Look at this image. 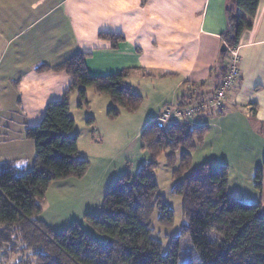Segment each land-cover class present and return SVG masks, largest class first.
I'll use <instances>...</instances> for the list:
<instances>
[{
  "label": "crops",
  "instance_id": "1",
  "mask_svg": "<svg viewBox=\"0 0 264 264\" xmlns=\"http://www.w3.org/2000/svg\"><path fill=\"white\" fill-rule=\"evenodd\" d=\"M231 4L229 0H0V112L6 102L13 103L8 115L0 114V166L12 161L18 165L22 159H30L33 166L35 143L25 136V128L34 124L21 123L23 130L13 137L9 119L20 109L19 115L32 113L41 120L47 103L60 99L72 80L66 72L46 67L83 51L91 54L86 60L91 75L130 69L125 83L133 89L132 81H138L140 92L135 93L143 98L142 104L152 101L143 118L135 115L139 109H122L111 125L117 129L114 126L121 123L128 131L131 120L137 119L135 136L125 144L126 154L118 161L126 172L135 174L141 167L136 152L145 150L140 140L144 127L167 104L194 102L210 95L220 83L225 72L221 47L228 28L226 9ZM60 10L57 17H51ZM238 14L245 15L242 10ZM238 47L242 58L239 83L220 113L199 116L197 126L207 127L208 132L192 151L193 167L206 162L228 166L231 196L235 180L251 183L257 168L264 167V0L259 1L252 27L243 32ZM177 89H183L182 95L175 94ZM25 147L29 154H24ZM132 157L135 161L130 167ZM110 158L106 154L97 160L88 158L90 166L84 176L56 180L46 194L56 187L60 195L67 190L69 198L72 189L97 186L100 190L102 184H111L118 177L113 178ZM106 190L103 186V198ZM102 201L97 207L98 200L87 198L82 216L90 209L98 214ZM184 238L188 250L192 244L188 236Z\"/></svg>",
  "mask_w": 264,
  "mask_h": 264
},
{
  "label": "trees",
  "instance_id": "2",
  "mask_svg": "<svg viewBox=\"0 0 264 264\" xmlns=\"http://www.w3.org/2000/svg\"><path fill=\"white\" fill-rule=\"evenodd\" d=\"M259 1L229 0L228 28L223 34L226 46L239 45L243 32L252 27ZM90 55L80 51L46 67L66 72L72 80L60 99L47 103L40 122L25 128V136L35 143L33 166L22 174L16 162L0 166V264H9L11 256L17 260L10 264H264L261 203L231 196L227 165L214 167L206 162L192 166V151L208 132L205 126L160 128L151 121L144 127L140 140L150 159L135 174L128 170L118 177L107 190L101 211L85 216L99 233L108 236L105 243L97 241L79 222L56 231L38 217L52 182L81 178L90 166L79 150L80 135L70 111L72 93L78 91L80 106L88 104L87 87L109 95L114 102L108 109L110 118H117L122 109L135 112L143 102L125 83L130 69L93 76L86 65ZM223 56L224 64L226 53ZM94 120L91 116L88 119ZM164 153L173 169V192L183 198L186 218L180 234L169 238L166 249L151 221L158 209L161 225L174 223V210L162 200L155 175ZM263 172L262 168L256 170L259 188ZM186 236L192 246L181 251Z\"/></svg>",
  "mask_w": 264,
  "mask_h": 264
},
{
  "label": "rangeland",
  "instance_id": "3",
  "mask_svg": "<svg viewBox=\"0 0 264 264\" xmlns=\"http://www.w3.org/2000/svg\"><path fill=\"white\" fill-rule=\"evenodd\" d=\"M61 13V10L55 14H53L51 17H57ZM136 81V80H135ZM170 81V80H167ZM134 92L138 91V81L134 82L132 81ZM173 90V89H172ZM140 92V91H138ZM183 89L180 91L177 89L176 93L178 95H182ZM151 97H154L155 93L150 92L148 93ZM87 98H88V104L84 103L82 106L79 105L81 102L80 95L78 91L72 93L70 97V111L75 119V130L79 133V142H80V152L81 154H85L82 156L86 159L92 158V160H97L100 155L106 154L113 158L114 161V172H113V178H117L119 176H122L126 169L125 167L121 166L118 161L119 158L122 159V157L126 154V146L125 144L128 143L134 136L137 131L135 130V125L137 123V119L131 120V126L129 130L127 131V128L123 127L121 123L115 125L117 129L113 128L112 123H114V119L116 118H110L108 116V109L114 105V102L110 100L111 98L107 94H96L93 87H87ZM60 96V95H58ZM57 96V97H58ZM52 98H56L55 96H52ZM59 99V98H57ZM55 100V99H54ZM105 101H108L106 103ZM145 103V102H144ZM142 104L140 106L138 112H136V116L141 115L140 117L143 118V115L146 114L145 110H149L152 104V101L146 102V104ZM109 105V107H107ZM171 104V103H170ZM17 109L19 107V102L15 103ZM13 107V103L6 102L4 109L1 110L0 114L6 116L9 114V109ZM19 112L15 114L14 117L10 118L9 128H11V134L10 136H17L19 135V131L23 130L22 124L23 122H29V123H38L39 121L36 120V118L33 116L32 113H28V117H25V115H19ZM138 113V114H137ZM134 115V114H131ZM91 117H94V121L89 122L88 119ZM125 117H128V114H124L122 117V121L125 122ZM118 118V117H117ZM130 119L126 121V123H129ZM123 128L124 131L121 133L118 132V129ZM117 130V131H116ZM100 137V138H99ZM125 141V142H124ZM140 141V140H139ZM139 145L137 144V146ZM142 149V148H140ZM182 150V149H181ZM180 150V151H181ZM179 151V152H180ZM205 151V148L203 147L198 153L199 155H202V152ZM167 152V150H166ZM30 149L29 147H25L24 154H29ZM140 157V166L147 160L150 159L149 152L145 149L142 153L141 150L136 152ZM180 155V153H178ZM132 156V154H131ZM198 157V156H197ZM110 158V159H112ZM264 159V157H263ZM130 160V159H129ZM201 160L198 158V162ZM22 163L20 162L18 164V173L22 174L26 172L29 168H31L32 163L30 159H22ZM131 161V160H130ZM134 158L132 157V162L130 163V167L134 165ZM202 164V163H200ZM263 164V162L261 163ZM137 165V164H136ZM200 166V165H199ZM137 167H135L136 169ZM140 168V167H139ZM264 171V167H261ZM134 169V170H135ZM172 168L167 164L166 160V153L160 156L158 159V167L156 169L155 175L156 180L158 183V192L162 197V200H164L173 210H174V223L172 226H163L159 223V210L156 209L151 221H152V227L155 228V235L156 237L161 240L164 244L165 249L168 246L169 238L175 235L180 234L181 226L185 223L186 218L184 217L183 212V198L180 195H177L173 192V186L175 184V179L172 175ZM110 176H108L107 180L109 181ZM112 179V181L114 180ZM113 182H111L112 184ZM258 180L255 175L254 181L251 183L243 182V184L237 180H235V184L232 183L231 190L233 193V197L242 200L244 202L249 203H261L262 205V213L264 215V172H263V180H262V186L261 188L257 185ZM111 184L105 185L102 184L101 188L93 187V189H87L86 187L80 189H72L68 193L69 198L66 195L67 190H63L64 194L60 195L58 193V189L52 188L50 191L46 194L47 197L46 201L43 204V210L40 215V219L45 222L48 226L53 228L56 231H62L65 228H67L69 225H71L74 222H79L82 224V226L85 228L87 232H89L91 235H93L97 241L100 243H105L108 239V236L105 234L99 233L91 224H89L86 220H84V216H82V213L84 212L85 205L84 202L89 199H95L98 200L97 207L102 201L103 198V186H106L107 190L111 187ZM243 185V186H242ZM106 190V192H107ZM81 195L75 197V194ZM106 194V193H105ZM76 199V200H75ZM100 210V209H99ZM90 213L88 214H94L93 210H88ZM185 239V238H184ZM188 240L190 241L189 237ZM191 243V241H190ZM188 246L185 245V240L181 241V251H185ZM17 258L11 256L10 263L16 261ZM183 264V262H181Z\"/></svg>",
  "mask_w": 264,
  "mask_h": 264
},
{
  "label": "built area",
  "instance_id": "4",
  "mask_svg": "<svg viewBox=\"0 0 264 264\" xmlns=\"http://www.w3.org/2000/svg\"><path fill=\"white\" fill-rule=\"evenodd\" d=\"M241 54L238 46H227L225 72L217 88L205 97L190 101L185 105L167 104L154 119L160 128L172 126H197L200 115L212 112L220 113L226 105L231 92L239 83L241 75Z\"/></svg>",
  "mask_w": 264,
  "mask_h": 264
},
{
  "label": "water",
  "instance_id": "5",
  "mask_svg": "<svg viewBox=\"0 0 264 264\" xmlns=\"http://www.w3.org/2000/svg\"><path fill=\"white\" fill-rule=\"evenodd\" d=\"M226 51H227V46L225 44H223L222 47H221L222 54H225Z\"/></svg>",
  "mask_w": 264,
  "mask_h": 264
}]
</instances>
